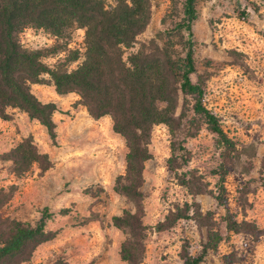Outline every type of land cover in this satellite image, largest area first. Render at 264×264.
Masks as SVG:
<instances>
[{"label":"rangeland","instance_id":"374dc122","mask_svg":"<svg viewBox=\"0 0 264 264\" xmlns=\"http://www.w3.org/2000/svg\"><path fill=\"white\" fill-rule=\"evenodd\" d=\"M116 1L107 0V6ZM183 2L151 0L149 22L124 56L156 36L182 51L187 33L176 24L184 17ZM192 31V79L205 85L204 103L218 117L234 149L223 150L216 135L197 119L196 135L183 143L189 160L174 173L167 166L169 130L163 123L153 126L148 144L152 157L144 162L139 188L146 227L141 263L182 264L183 255L197 254L213 229L221 240L201 264H264V0H197ZM84 35L85 30L77 28L59 39L28 27L19 40L27 49L58 44L60 49L42 58L47 65L68 50H78L81 56L66 66L71 70L84 58ZM43 77L45 83L32 84L31 91L57 107L55 142L18 109H8L9 119L0 118V190L7 198L1 215L34 222L48 207L53 216L46 229L58 232L22 264H52L59 258L70 264H126L119 256L124 233L111 220L125 209L135 210L128 197L113 189L115 179L125 172V140L113 131L109 115L93 118L77 93L59 94L49 75ZM181 104L182 97L177 114ZM27 137L48 156L50 166L33 164L19 175L7 153ZM222 161L227 167L224 206L216 200L219 178L212 173ZM226 212L241 231L226 228ZM159 222L170 225L159 230Z\"/></svg>","mask_w":264,"mask_h":264},{"label":"trees","instance_id":"16d2710c","mask_svg":"<svg viewBox=\"0 0 264 264\" xmlns=\"http://www.w3.org/2000/svg\"><path fill=\"white\" fill-rule=\"evenodd\" d=\"M106 1L0 0V118L9 119L8 109H18L42 125L55 142L53 114L57 107L53 102H42L31 91L32 84L45 83L44 74L49 75L57 93H77L93 118L110 116L113 131L124 138L127 149L125 172L115 179L113 189L128 197L135 206L134 211L125 209L111 220L124 233L120 259L126 264H142L146 227L142 222L139 188L143 183L144 162L152 157L148 144L153 126L163 123L169 130L172 140L167 166L174 173L189 160L183 143L196 135L197 119L216 135L223 150L234 149V143L216 114L206 107L205 85L192 79L196 71L192 25L197 0H184V17L176 24L187 33L182 51H177L169 40L156 36L126 57L124 50L133 45L149 22L151 0H117L111 8ZM28 27L42 29L59 39L68 38L75 29L83 28V60L68 70L67 64L81 56L78 50H68L62 59L47 65L42 58L60 47L58 44L49 49L23 47L19 34ZM187 115L190 118L186 120ZM7 160L19 175L33 164L41 169L50 166L48 156L38 151L30 137L11 148ZM212 173L219 178L216 200L224 206L225 162ZM183 184L192 192L188 181L184 180ZM6 199L0 190V207ZM226 213V228L241 231ZM52 216L48 207L41 210L34 222L4 217L0 213V264H22L38 245L55 238L58 232L46 229V222ZM169 225L159 222L157 228L163 230ZM220 240L221 234L209 229L201 250L195 255L185 253L182 264H201ZM52 264L70 263L59 258Z\"/></svg>","mask_w":264,"mask_h":264}]
</instances>
